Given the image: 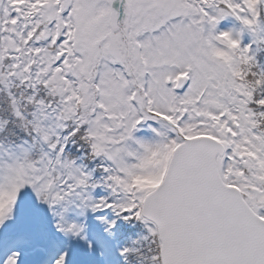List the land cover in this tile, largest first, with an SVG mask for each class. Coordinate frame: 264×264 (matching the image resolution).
Segmentation results:
<instances>
[{
	"label": "snow or ice",
	"instance_id": "snow-or-ice-1",
	"mask_svg": "<svg viewBox=\"0 0 264 264\" xmlns=\"http://www.w3.org/2000/svg\"><path fill=\"white\" fill-rule=\"evenodd\" d=\"M0 264H264V0H0Z\"/></svg>",
	"mask_w": 264,
	"mask_h": 264
}]
</instances>
